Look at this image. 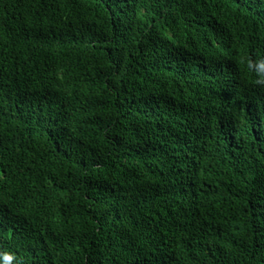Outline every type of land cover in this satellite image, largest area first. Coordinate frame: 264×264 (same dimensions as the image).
I'll return each mask as SVG.
<instances>
[{"label": "trees", "instance_id": "obj_1", "mask_svg": "<svg viewBox=\"0 0 264 264\" xmlns=\"http://www.w3.org/2000/svg\"><path fill=\"white\" fill-rule=\"evenodd\" d=\"M0 264H264V0H0Z\"/></svg>", "mask_w": 264, "mask_h": 264}]
</instances>
